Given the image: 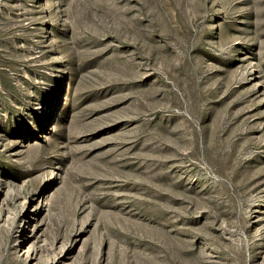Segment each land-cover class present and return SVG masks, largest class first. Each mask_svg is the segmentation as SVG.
Listing matches in <instances>:
<instances>
[{
	"label": "rangeland",
	"instance_id": "obj_1",
	"mask_svg": "<svg viewBox=\"0 0 264 264\" xmlns=\"http://www.w3.org/2000/svg\"><path fill=\"white\" fill-rule=\"evenodd\" d=\"M0 264H264V0H0Z\"/></svg>",
	"mask_w": 264,
	"mask_h": 264
}]
</instances>
